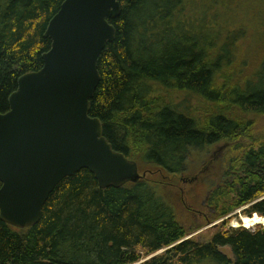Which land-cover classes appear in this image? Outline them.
I'll return each mask as SVG.
<instances>
[{"label":"trees","instance_id":"obj_1","mask_svg":"<svg viewBox=\"0 0 264 264\" xmlns=\"http://www.w3.org/2000/svg\"><path fill=\"white\" fill-rule=\"evenodd\" d=\"M65 1L0 0L1 114L19 79L43 69L44 35ZM258 1L123 0L110 21L117 38L98 62L91 116L129 160L139 153L144 167L180 176L191 153L226 144L224 180L206 204L216 219L248 205L246 216L264 218V57L245 80L227 72ZM185 236L145 179L101 189L83 170L56 188L37 226L19 230L0 218V264H137L166 249L168 258L142 264H230L222 248L234 264H264L263 228L223 230L205 244Z\"/></svg>","mask_w":264,"mask_h":264},{"label":"water","instance_id":"obj_2","mask_svg":"<svg viewBox=\"0 0 264 264\" xmlns=\"http://www.w3.org/2000/svg\"><path fill=\"white\" fill-rule=\"evenodd\" d=\"M122 1L66 0L46 29L43 69L19 79L9 111L0 113V218L16 229L37 226L56 188L83 170L101 189L143 179L91 116L98 62L117 38L110 21L121 17Z\"/></svg>","mask_w":264,"mask_h":264},{"label":"rangeland","instance_id":"obj_3","mask_svg":"<svg viewBox=\"0 0 264 264\" xmlns=\"http://www.w3.org/2000/svg\"><path fill=\"white\" fill-rule=\"evenodd\" d=\"M253 9V12L257 13L256 22L248 24V20H246L240 28L243 34L237 45L232 48L233 63L227 71L228 73L235 71L234 74L237 78L243 80L253 74L264 57L263 0L258 1ZM244 10H249L245 3L241 7V12L243 13ZM225 18L229 19L227 13ZM237 70H240L241 74ZM257 128L261 131L264 130V118H261ZM226 149V144L222 142L207 151L191 153L187 162V171L180 176H172L156 168L144 167L139 164L140 160L139 162L136 160V158H140L139 153L132 152V161L137 163L140 175L154 185L158 194L174 209L176 220L186 232L185 240L205 244L210 242L215 234L223 230L244 228L255 232L262 228L259 225L249 229L244 227V220L250 218L244 214V211L248 210L251 205L238 208L229 216L219 219L212 217V212H208L206 205L208 199L214 189L220 186L224 180L227 168ZM135 156L136 158H134ZM254 216L250 219H253ZM220 251L228 258L230 264H234V256L229 248H222ZM166 253L167 249L162 250L137 264H142L157 256L165 257ZM165 262H168V259Z\"/></svg>","mask_w":264,"mask_h":264},{"label":"bare ground","instance_id":"obj_4","mask_svg":"<svg viewBox=\"0 0 264 264\" xmlns=\"http://www.w3.org/2000/svg\"><path fill=\"white\" fill-rule=\"evenodd\" d=\"M255 216H257V215H255ZM253 217V219H250V218H248L249 220H244V223H245V228H247V229H249V228H253V226H255V225H262V226H264V218H261V217Z\"/></svg>","mask_w":264,"mask_h":264}]
</instances>
